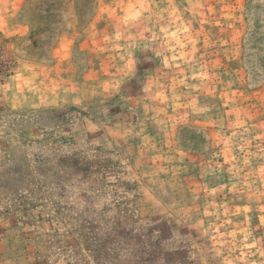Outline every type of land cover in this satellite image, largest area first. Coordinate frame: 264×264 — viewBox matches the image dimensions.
<instances>
[{"label":"rangeland","instance_id":"374dc122","mask_svg":"<svg viewBox=\"0 0 264 264\" xmlns=\"http://www.w3.org/2000/svg\"><path fill=\"white\" fill-rule=\"evenodd\" d=\"M0 264H264V0H0Z\"/></svg>","mask_w":264,"mask_h":264},{"label":"trees","instance_id":"16d2710c","mask_svg":"<svg viewBox=\"0 0 264 264\" xmlns=\"http://www.w3.org/2000/svg\"><path fill=\"white\" fill-rule=\"evenodd\" d=\"M76 13H77V16L79 17L81 12H80V10L77 9V12ZM76 161L77 160H73V165H76L77 164Z\"/></svg>","mask_w":264,"mask_h":264}]
</instances>
